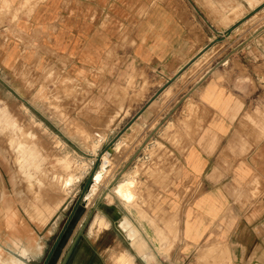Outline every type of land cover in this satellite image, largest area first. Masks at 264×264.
I'll return each instance as SVG.
<instances>
[{"label": "crops", "instance_id": "crops-1", "mask_svg": "<svg viewBox=\"0 0 264 264\" xmlns=\"http://www.w3.org/2000/svg\"><path fill=\"white\" fill-rule=\"evenodd\" d=\"M192 1L0 0L8 4L0 13V74L55 67L60 74L49 83L72 81L89 109L104 88L102 120L90 111L93 120L80 129L111 145L110 159L119 155L121 178H136V192L141 178L155 179L162 225L179 233L172 264H264V28L238 41L246 27H219ZM207 55L217 63L156 123L159 95L151 99L160 81ZM132 80L137 94L127 95ZM108 228L84 238L89 264L126 255L145 264L124 232L126 248Z\"/></svg>", "mask_w": 264, "mask_h": 264}, {"label": "rangeland", "instance_id": "rangeland-1", "mask_svg": "<svg viewBox=\"0 0 264 264\" xmlns=\"http://www.w3.org/2000/svg\"><path fill=\"white\" fill-rule=\"evenodd\" d=\"M192 4L202 16L219 27L233 26L234 23L246 27L244 33L237 36L238 41L247 38L248 32L264 28V0H196ZM6 9L8 4L4 2L0 13ZM217 58V55H207L179 73L171 88L167 87L158 96L160 110L156 123L165 120L172 105L180 103L208 68L217 63ZM15 73L16 77L12 78L0 74V247L3 258L9 259L17 254L11 245L12 237L17 234L22 237L21 243L26 245L34 239L30 251L35 263L43 264L62 236L52 255L53 264H61L88 219L78 243L106 231L99 226L95 231L91 230L98 218L109 226L107 232L117 239L116 245L126 248V243L121 240L123 231L118 220L116 223L114 220L128 217L140 229L139 239L145 248L143 251L135 249L145 258V264L159 261L172 264L168 251L172 242L179 241V233L177 228L169 231L171 225L168 228L162 225L167 214L166 217L160 215L156 209L160 194L152 189L155 179L141 178L143 183H140L138 192L134 177L122 179L121 175L115 186H111L124 163L118 154L110 159L111 151L106 153L111 145L97 143L100 138L96 139L93 131L80 129V126L87 128L86 125L93 120L95 113L90 111L97 110V123L102 120L107 108L104 88L89 109L88 99L79 94L72 81L62 79L59 84L49 83L47 76L52 78L60 74L55 67L40 70L24 66ZM168 81L161 80V88ZM80 89L86 90L87 87L80 85ZM123 89L128 95V91L136 92L138 85L132 80ZM138 96L130 97L131 101ZM124 99L119 100L120 108ZM96 166L94 183L85 191ZM157 173H160L158 169ZM120 186L127 191L131 187L132 203L116 190L121 189ZM108 188L110 191L101 200ZM82 200H85L84 204ZM77 212L79 216L74 221ZM9 218L11 224L7 222ZM146 238L152 244H155L153 238L156 239L157 246L152 247ZM75 250L67 264H71Z\"/></svg>", "mask_w": 264, "mask_h": 264}, {"label": "bare ground", "instance_id": "bare-ground-1", "mask_svg": "<svg viewBox=\"0 0 264 264\" xmlns=\"http://www.w3.org/2000/svg\"><path fill=\"white\" fill-rule=\"evenodd\" d=\"M110 152L107 151L106 154H108ZM97 172V171H96ZM95 172V174H96ZM100 175L97 176L96 180L98 181ZM95 180V178H94ZM129 184V183H128ZM127 184V185H128ZM125 185V184H124ZM115 186V185H114ZM113 186V187H114ZM129 186V185H128ZM119 188L121 189H116V190H119L120 194L130 203H132L130 200L132 199L131 197V194H130V191H131V187L129 188V192L127 191V189L123 186H120ZM124 188L126 189L124 191ZM110 191V190H109ZM108 191V192H109ZM107 192V193H108ZM29 193V192H28ZM106 193V194H107ZM119 195V194H118ZM121 197V196H120ZM108 198V197H107ZM111 203V201H110ZM112 204V203H111ZM127 205V204H126ZM129 206V204L127 205ZM136 209V208H135ZM118 210V209H117ZM116 212V211H115ZM118 212V211H117ZM116 212V213H117ZM20 213V212H19ZM117 215V214H116ZM36 216V215H35ZM118 216V215H117ZM119 218V217H118ZM96 224H99V226L101 228H106V223H104L102 221L101 218H98L92 226H95ZM118 226L119 228L125 233V235L131 239L132 241V244L133 246L139 251V250H142L145 248L144 247V244L142 242V240L139 239V233H140V229L137 227L136 224H134V222L128 218V217H124L122 218L121 220H119L118 222ZM22 230V229H21ZM78 247V246H77ZM209 247V246H208ZM23 249V248H22ZM93 250V249H92ZM92 250L88 244V242L86 241V239H83L82 243L79 245V248L78 250L76 251V254L75 256L73 257V260L71 262V264H89V260L92 256ZM1 251V249H0ZM139 253V252H138ZM142 253V252H140ZM20 254V253H19ZM24 254V252H23ZM140 255V254H139ZM24 258V257H23ZM24 261V260H23ZM117 263L118 264H133V258L130 257V256H121L120 258H118L117 260ZM102 262V261H101ZM99 259H97V263L96 264H103L101 263ZM0 264H8V262L3 258V255H2V252H0Z\"/></svg>", "mask_w": 264, "mask_h": 264}, {"label": "water", "instance_id": "water-1", "mask_svg": "<svg viewBox=\"0 0 264 264\" xmlns=\"http://www.w3.org/2000/svg\"><path fill=\"white\" fill-rule=\"evenodd\" d=\"M238 25H236V27H237ZM232 30L233 29H230L229 30V32H232ZM220 41H222V38H218L217 39V42H220ZM210 47H208L206 50H208ZM205 50V51H206ZM204 51V52H205ZM203 52V53H204ZM200 56H197V57H195L194 59H192L182 70H181V72L182 71H185V69H187L191 64H193L198 58H199ZM179 75H177L175 78H173V79H171V80H169L168 81V83L166 84V85H164L157 93H156V95L151 99V101H154L155 99H156V97L158 96V95H160L167 87H169L170 85H171V83L178 77ZM183 100V99H182ZM182 100L180 101V103L177 105V106H179L180 104H181V102H182ZM96 170H97V166H96V168H95V172H96ZM95 172L90 176V178L88 179V182L86 183V185H85V191H88L90 188H91V186H92V183H94V178H95ZM121 177V175H119L118 177H116L115 178V180H114V182L111 184V186H113L114 184H115V182L119 179ZM109 191V188L102 194V197H101V200H103L104 198H105V196H106V193ZM82 202H83V204L85 203V200H82ZM80 210H82V208L81 209H79V211ZM78 216H79V213L77 212L76 214H75V217L73 218V220L74 221H76V219L78 218ZM89 222V219L86 221V223H85V225L82 227V229H81V231L79 232V235H78V237L76 238V240L74 241V243L72 244V246L70 247V249H69V251H68V253H67V255H66V257H65V259L62 261V263L61 264H67L68 263V261H69V259H70V257H71V255H72V253L74 252V250L75 249H77L76 247H77V244H78V241H79V238L82 236V233H83V231H84V229L86 228V225H87V223ZM61 238H62V236H60L59 237V240L57 241V243L54 245V247H53V249H52V251H51V253H50V256H52L53 255V253H54V251H55V249H56V247H57V245L59 244V242H60V240H61ZM76 251V250H75ZM54 263V262H53ZM34 264H36V263H34Z\"/></svg>", "mask_w": 264, "mask_h": 264}, {"label": "flooded vegetation", "instance_id": "flooded-vegetation-1", "mask_svg": "<svg viewBox=\"0 0 264 264\" xmlns=\"http://www.w3.org/2000/svg\"><path fill=\"white\" fill-rule=\"evenodd\" d=\"M10 220H11L10 218L7 220L8 224H11ZM12 240H13V243H11L12 248L14 247V249L17 250V254L15 255V257H11L9 259L5 258V260L8 262V264H34L35 258L32 254L33 252L30 251V247H32L34 244V242H33L34 239L33 238L30 239L28 241V244L26 245L24 243H21V241H23V240H22V237L20 235L14 234V236L12 237ZM0 249H1V247H0ZM1 251H2V249H1ZM23 252H24V254H23ZM118 258H120V257H118ZM53 262H54L53 257L49 255V257H47V259L43 262V264H53Z\"/></svg>", "mask_w": 264, "mask_h": 264}]
</instances>
